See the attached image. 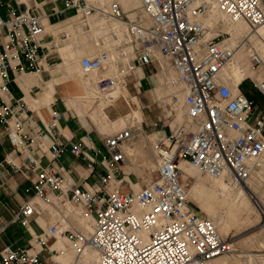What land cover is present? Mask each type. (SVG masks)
Returning a JSON list of instances; mask_svg holds the SVG:
<instances>
[{
	"label": "built area",
	"instance_id": "obj_1",
	"mask_svg": "<svg viewBox=\"0 0 264 264\" xmlns=\"http://www.w3.org/2000/svg\"><path fill=\"white\" fill-rule=\"evenodd\" d=\"M61 1L62 9L54 6L48 12L43 3L18 9L0 0L7 8L0 13V123L11 144L0 160V186H6L12 172L32 173L27 191L32 189L33 196L13 220L29 227L44 210L55 217L32 233L27 246L5 244L0 264H62L57 255L63 248L48 243L61 234L74 250L69 264H87L88 248L96 252V264H224L219 258L231 253L241 264H264V250L261 255L239 252L233 238L191 202L180 168L189 162L201 174L223 177L234 186L264 172V106L240 88L251 78L264 96V75L259 73L264 68V0H140L144 16L135 18L117 1ZM214 9L228 22H246L248 30L235 44L228 41L231 31L208 22ZM69 10L77 31L104 35L98 37L102 48L80 60L85 73L107 70L96 82L100 90L123 85L125 76L139 68H152L159 84L182 95L183 118L174 126L168 123V134L154 145L156 176L138 190L121 175L130 143L142 130L138 119L106 135L101 145L75 140L60 129L66 113L55 99L44 121L11 88L17 76H40L55 65L53 53L65 33H52L48 40L45 19ZM238 61L254 74L244 77L236 91L223 74ZM172 97L162 99L171 119ZM160 122L165 119L153 124ZM66 152L84 159L92 171L102 168L93 187L80 185L60 163ZM262 225L264 229V217ZM262 240L264 245V231Z\"/></svg>",
	"mask_w": 264,
	"mask_h": 264
},
{
	"label": "crops",
	"instance_id": "obj_2",
	"mask_svg": "<svg viewBox=\"0 0 264 264\" xmlns=\"http://www.w3.org/2000/svg\"><path fill=\"white\" fill-rule=\"evenodd\" d=\"M42 3L45 5L48 12L51 11L54 6L61 9L64 6L61 0H45V3ZM0 13L3 14L1 11ZM71 15H74V11L69 10L59 16L51 17L49 20L45 19L46 28L50 29L54 27L53 34L55 37L58 36V32L65 33V37H60L62 39L61 44L69 39V35H71L72 32L73 35L77 32H81L77 31L74 24L73 26L71 25ZM52 20L58 21L53 23ZM59 24L60 26L57 30L56 27ZM68 47L69 46L62 47L61 49H68ZM58 50H55L54 52ZM72 56V52H64V60L59 63H57L56 58L53 56L57 68L50 70L49 74L53 75L51 79L46 80V77L48 76V73L46 72L42 73L40 76L28 72L17 76L11 82V88L17 97H23L29 106L34 109V115L44 121L49 119V104L55 99L58 107L66 113V116L60 123L61 131L69 137L72 134L75 135V140L84 139L85 141L89 140L97 145H101L102 140L106 135L95 138L91 136V126L86 117L88 109H92L89 114L97 123L100 132L103 134L111 132L116 128H120L125 121V116L131 113L132 110L127 104L126 106L123 105V107L113 105L111 113L106 115L101 105L91 98L93 93H98L96 81L100 75L94 72H83V70L79 68V62L72 68V62L70 59ZM61 70L65 71V74L62 77L54 75ZM152 72V68H139L134 74L129 75L128 77L126 75L125 83L127 82V88L124 91L119 89L120 85H118V88L116 89L118 90V93L114 97L118 96L117 98H119L123 97L125 93L126 95L129 94L127 97L132 99V104L137 109L139 116H141V120H139L138 117H136V119H138V125L141 126L142 130L137 132L136 138L131 141L129 147L130 153L133 154L134 151V148L131 146L138 142L141 144L142 149H145L149 156L153 155L155 159L154 145L168 134L170 129L168 123L170 122H160L159 126H154L153 124L158 118L167 116L165 108L162 109L161 106L162 97L167 92L165 91L164 93L163 89L159 87L160 78ZM123 86L125 87L124 84ZM114 97L113 100L115 99ZM72 107L77 112L78 120L75 119V115L71 111ZM110 122L113 124L111 127L109 126L111 125ZM10 149L11 144L7 137L5 127L0 123V160L10 151ZM60 163L70 169L74 179L80 185L87 188H91L95 185L98 181L99 174L102 172L101 167H97L95 171H92L84 159L77 158L70 152L64 154ZM124 166L126 165H123V167ZM151 166H153V164ZM180 166L182 168V175L188 177L186 169L187 167L192 168L193 166L188 162H181ZM125 170L126 172L129 171V169ZM32 184L33 174L23 171L16 173L12 172L11 178L6 186H0V249L5 244H9L13 247L27 246L32 233L41 232L55 219V217H52L47 210H44L42 214L36 215L32 219L29 227L23 225L19 221L13 220V215L18 211L24 201L33 196L32 189L29 192L27 191L28 188L32 187ZM134 186L138 189L141 187V184L136 183ZM230 259L231 258L227 259L225 264H229L228 261Z\"/></svg>",
	"mask_w": 264,
	"mask_h": 264
},
{
	"label": "rangeland",
	"instance_id": "obj_3",
	"mask_svg": "<svg viewBox=\"0 0 264 264\" xmlns=\"http://www.w3.org/2000/svg\"><path fill=\"white\" fill-rule=\"evenodd\" d=\"M10 3H12L14 5V7L16 8H22V6L27 5L25 3H22L21 0H9ZM91 2L95 3V4H103L106 5L108 3H110L111 1H117L121 4L122 8L124 9V11L126 12L127 15H129L132 18H135L136 16H144V12L143 9L141 7V3L140 0H90ZM105 3H102V2ZM29 5H35V4H42V2L45 3V0H29ZM7 8L3 5H0V11L3 12V14L6 13ZM58 20H52L53 23L57 22ZM219 26V28H222L224 30H229L231 31L232 35L229 38L228 41L230 42H237L238 37L236 36L235 32L233 31L234 29L239 28L238 26L239 23H243V22H228L226 21V19H224L223 16L219 15V17L214 21V25ZM243 27H246L247 24L243 23L242 24ZM60 24L57 25V30L59 28ZM53 28H46L47 34H46V38L48 40L52 39V33ZM244 30V29H243ZM99 33V32H98ZM56 34V33H55ZM60 36V35H59ZM103 33L101 34H96V32L93 34V36H89L86 35L83 32H77L75 33V35H73V32L71 35H69V39L66 40L63 44H61L59 47V50L53 53V56L56 58L57 63L61 62L64 60V52H72L73 56L70 58L71 62H72V68L75 67L78 62L80 63V60L83 56L85 55H91V54H95L97 53L102 47L101 45H99V43L97 42V38L98 37H103ZM100 40V38H98V41ZM69 46L68 49H61L62 47H66ZM88 49V51H87ZM243 54L242 51H239V55ZM239 58H241V56H238ZM57 68V64L53 65L52 67H50L51 69H56ZM79 68L80 64H79ZM49 71H44L43 73H48V76L46 77V80H49L53 77V75L49 74ZM82 70V69H81ZM251 70V69H249ZM107 70H102L99 72V75H106ZM229 73V67H227L226 70ZM135 71L129 73L127 75V77L129 75L134 74ZM77 73V72H75ZM254 74V72H252ZM261 75H264V68L261 72ZM65 74L64 70L58 71L56 74H54L55 76H59L62 77ZM230 74V73H229ZM100 77V76H99ZM233 80V78L231 79ZM160 81V80H159ZM162 81V80H161ZM160 83V82H159ZM125 85V87L123 85H120L119 89H122L125 91V89L127 88V82L123 83ZM124 87V89H123ZM159 87H161L165 93V91L167 92L165 95H163L162 98H166L167 95L169 94V92L167 91L168 89H170L169 87H166L163 84H159ZM242 90H244L245 92H247L249 94V96H251L260 106H264V96L261 95L256 88L253 85V82L251 80V78H247L243 85H241L240 87ZM129 89V88H128ZM161 89V90H162ZM161 106L162 109L165 108V104L163 102V100H161ZM113 108L107 110L108 111V115L111 113ZM181 112V115H178V112ZM182 106L180 109H174V117L173 119L171 118H164V116L162 117L163 119H165V121H167V119L169 120V122H172V125L174 126L176 121H181L182 120ZM71 111L73 112V114L75 115V119L78 120V116H77V112L76 110L72 107ZM92 111L91 108L88 109L87 113H86V117L89 120L90 123V134L92 137H98V136H105V135H110V134H114L117 131H120L122 129H125L127 127H129L132 122H134L133 119L136 118L134 113H129L128 115L125 116V121L123 123V125L120 128H116L111 132H107V133H101L99 130V126L97 125V123L91 118L90 116V112ZM166 113V112H165ZM139 120H141V116L138 117ZM111 125H109L110 127L113 125L112 122H110ZM139 138V137H138ZM131 147L134 148L133 154L130 153L129 155V159L128 161L124 164L126 166L122 167L123 168V172L121 173V175L123 176L124 180H128L129 183L132 184V187L136 190L134 184L136 183H140L141 186L143 187L144 184H146L150 179L154 178L156 176V172L153 171V167L155 166V159L154 156H149V154L145 151V149H142L141 144L140 143H135L133 144ZM151 162V163H150ZM128 164V165H127ZM153 164V166H151ZM125 169H129L128 172H126ZM186 173L188 177L185 176H181V180L187 185V189L189 190L190 185H198V186H207L208 188H213L215 186L218 185V181L220 180H214L212 177H209L207 175H203L200 173L199 170L195 169V168H191V167H187L186 169ZM217 181V182H216ZM227 181V180H226ZM226 181H223L225 184L228 185V183ZM125 184V182L123 183ZM247 185L251 188V190L253 191V193L257 196L255 197L254 194L252 193L251 196L252 197H248L247 198H243L244 201L246 202V205L248 206V208L250 209V211L253 213L252 218L247 219L245 222L238 224L234 221H229L228 223H225V217H226V213H225V209H219L216 211H210L208 212V210L203 209L201 206H199V204L196 202V200L191 197L190 195V199L191 202L198 205L199 207H201V209L206 212L209 216H211V218L214 220V222L217 223L218 225V229L219 231H221L223 233V235L225 236V234H229L228 236L225 237H232L236 247L238 248L239 252L241 250H250L251 247L253 248H260V239L262 238V234H263V217H264V172L261 173V175H257L254 178L250 179L247 182ZM246 197V196H245ZM254 205H257L259 207V214L257 215L254 212ZM220 204H216V207H219ZM223 216V217H222ZM221 225V226H220ZM68 240V239H67ZM69 242V240H68ZM70 244V242H69ZM238 252V253H239ZM261 253L263 251H260ZM227 257H230L231 259L228 261L229 264H238L240 262V257L237 255V253H231L226 255Z\"/></svg>",
	"mask_w": 264,
	"mask_h": 264
},
{
	"label": "bare ground",
	"instance_id": "obj_4",
	"mask_svg": "<svg viewBox=\"0 0 264 264\" xmlns=\"http://www.w3.org/2000/svg\"><path fill=\"white\" fill-rule=\"evenodd\" d=\"M28 1L29 0H21L22 3L29 5ZM102 3H105V2H102ZM219 15L220 14L214 9L208 18V22L214 23V21L219 17ZM236 22L246 23L242 19H240ZM243 23H239V25H240V26H238L239 28L233 30L238 38L241 35L245 34L246 31L248 30V26L243 27V25H242ZM262 32H264V30ZM228 40H229V37H228ZM97 42L100 45L101 41H98V39H97ZM231 43L235 44L236 42L233 41ZM239 64H240L239 61H238V64L236 62L229 64L227 67H229V73L230 74L226 71L227 67L225 68L224 74H223V77L225 79H227V78L232 79L233 78L232 86H233V89L236 91L238 89L237 84H239L243 80V78L246 77L248 74H253L252 70L242 68L241 65H239ZM93 72L96 74H99L98 71H93ZM98 78H97V80H98ZM96 87H97L98 93H93L91 95V98L94 99L95 102H97L98 104L101 105V107L104 110L106 115H108L107 110L113 108V105H116L118 107H123V105L126 106V104H127V106L129 108H131V110L135 114V116L140 117L137 109L132 104V101H131L132 99L127 97L129 94L126 95V93H125V95H123V97L117 98L118 96L114 97L118 93V90H116L118 88L117 86L113 87L111 89H108L106 91L100 90L98 88L97 84H96ZM169 88L170 89H168V92H169L168 95H173L172 100H171L172 104H173V108L174 109L176 108L178 110L181 108L182 95L180 93H178L174 87H169ZM175 94L178 95V98L175 96ZM47 96H49V95H47ZM113 97L115 98L114 100H113ZM178 115L179 116L181 115L180 110L178 112ZM129 150H130V148H129ZM189 164L191 166L197 168L192 163H189ZM180 168H181V166H180ZM181 171H182V168H181ZM213 179L214 180L220 179L218 181V185L213 187V188H208L205 185L204 186H198V185H193V184L190 185L189 193H190L191 197H193L196 200V202L199 204V206H201L205 210H208V212L216 211L219 209L220 210L225 209V213H226L225 223H228L231 220V221H234L238 224H241V223L245 222L247 219L252 218L253 213L250 211V209L246 205V202L244 201V199L247 198V196L249 198L252 197L251 194L253 193L251 188L247 185V182H246V184L244 183L243 185L234 186L231 183H229L228 181H226V179H224L223 177L213 178ZM223 181H226L228 183V185L225 184ZM140 188H138V189H140ZM138 189H136V190H138ZM254 196L257 197L255 194H254ZM216 204H220V206L216 207ZM253 209H254V212L258 215L259 214V211H258L259 207L257 205H254ZM216 225H217V223H216ZM217 227H218V225H217ZM228 235L229 234H225V236H228ZM48 243L51 246L63 248V251H61V253L57 255V258L61 260L62 264H69L70 261L74 258V250L71 249V246H70L67 238L64 235H62V234L59 235V238H57L55 240L50 239L48 241ZM250 250L254 251L258 255H261L262 253L260 251L264 250L262 238L260 239V248L256 249L254 247L253 248L251 247ZM85 258H86L87 264H96L97 254L93 249L88 248L85 250ZM229 258L230 257H227L225 255V256L220 257L219 260L225 264L227 262V259H229ZM239 263L241 264V260Z\"/></svg>",
	"mask_w": 264,
	"mask_h": 264
}]
</instances>
